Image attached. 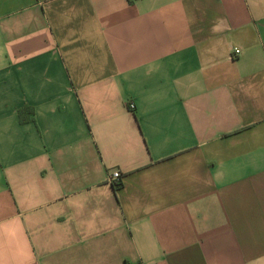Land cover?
<instances>
[{"label":"crops","instance_id":"crops-1","mask_svg":"<svg viewBox=\"0 0 264 264\" xmlns=\"http://www.w3.org/2000/svg\"><path fill=\"white\" fill-rule=\"evenodd\" d=\"M0 264H264V0H0Z\"/></svg>","mask_w":264,"mask_h":264},{"label":"built area","instance_id":"built-area-1","mask_svg":"<svg viewBox=\"0 0 264 264\" xmlns=\"http://www.w3.org/2000/svg\"><path fill=\"white\" fill-rule=\"evenodd\" d=\"M240 50L236 49L235 50V54L238 55L240 54ZM132 108L135 109V105H132ZM111 182L115 183L116 185L121 184L122 183V175L120 172L116 171L112 174L111 176Z\"/></svg>","mask_w":264,"mask_h":264}]
</instances>
